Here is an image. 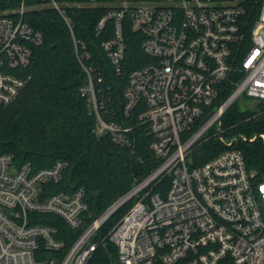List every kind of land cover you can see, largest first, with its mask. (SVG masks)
I'll use <instances>...</instances> for the list:
<instances>
[{
    "label": "built area",
    "instance_id": "2783aa9c",
    "mask_svg": "<svg viewBox=\"0 0 264 264\" xmlns=\"http://www.w3.org/2000/svg\"><path fill=\"white\" fill-rule=\"evenodd\" d=\"M44 8L55 10L70 33L93 135L130 148L134 127H144L157 164L84 225V189L49 194L46 187L62 180L67 162L33 170L0 154V264H86L106 238L118 264H264V176L255 178L237 149L200 164L193 157L211 136L227 147L244 139L227 143L221 134L224 113L240 97L241 106L264 101V0H0V106L12 104L30 79L21 71L43 38L25 18ZM80 8L102 11L96 35L112 24L100 49L116 75L125 28L142 37L149 61L128 74L120 102L73 35L70 12ZM31 212L56 215L80 232L66 246L54 227L31 223Z\"/></svg>",
    "mask_w": 264,
    "mask_h": 264
},
{
    "label": "trees",
    "instance_id": "16d2710c",
    "mask_svg": "<svg viewBox=\"0 0 264 264\" xmlns=\"http://www.w3.org/2000/svg\"><path fill=\"white\" fill-rule=\"evenodd\" d=\"M59 2L80 0H57ZM73 35L82 41L90 53V61L100 67L112 98H119L128 74L147 63L142 53V37L130 27L125 28L126 43L122 72L116 75L100 49V43L113 34L112 24L95 33L102 11L80 8L70 12ZM27 22L42 34L40 45L32 47L29 65L21 71L30 79L16 100L0 106V154H12L15 165L29 162L33 170L52 166L56 161L67 162L63 178L46 184L49 194L83 188L89 211L84 225L126 194L135 182L144 178L155 166L156 158L149 148L150 138L144 127L132 131V147H120L110 139L93 135V119L88 115L79 88L83 71L75 59L70 33L53 9H40L26 14ZM223 136L238 137L230 147L217 136L204 140L193 152L196 163H203L227 148L239 150L248 170L255 178L264 176V101L256 110H242L233 104L221 122ZM253 138V139H251ZM133 201L119 208L99 229L103 238L126 212ZM31 223L56 229V237L68 246L80 230L70 229L53 214L31 212ZM83 225V226H84ZM86 264H118L117 248L107 238L97 247Z\"/></svg>",
    "mask_w": 264,
    "mask_h": 264
},
{
    "label": "water",
    "instance_id": "95a60500",
    "mask_svg": "<svg viewBox=\"0 0 264 264\" xmlns=\"http://www.w3.org/2000/svg\"><path fill=\"white\" fill-rule=\"evenodd\" d=\"M260 104V101L259 100H256V99H253L249 102H247L243 107H242V110H248V109H253V108H256L257 106H259Z\"/></svg>",
    "mask_w": 264,
    "mask_h": 264
},
{
    "label": "rangeland",
    "instance_id": "374dc122",
    "mask_svg": "<svg viewBox=\"0 0 264 264\" xmlns=\"http://www.w3.org/2000/svg\"><path fill=\"white\" fill-rule=\"evenodd\" d=\"M44 9H46V8H44ZM244 101H245V98H244V97H240V98L238 99V101H237L235 104L240 105V103H241V102H244ZM242 107H243V106H242ZM217 128H218V127H217ZM224 140H225L227 143L231 141L230 138H227V137H225V136H224Z\"/></svg>",
    "mask_w": 264,
    "mask_h": 264
}]
</instances>
